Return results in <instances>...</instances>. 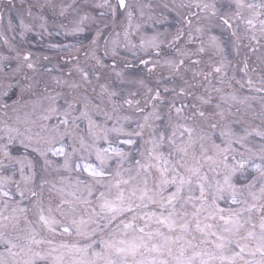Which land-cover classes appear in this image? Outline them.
<instances>
[{
	"label": "snow or ice",
	"instance_id": "6c2138e0",
	"mask_svg": "<svg viewBox=\"0 0 264 264\" xmlns=\"http://www.w3.org/2000/svg\"><path fill=\"white\" fill-rule=\"evenodd\" d=\"M0 264H264V0H0Z\"/></svg>",
	"mask_w": 264,
	"mask_h": 264
}]
</instances>
